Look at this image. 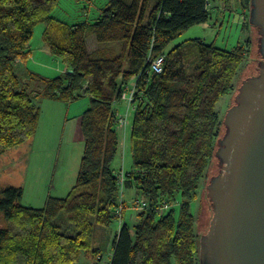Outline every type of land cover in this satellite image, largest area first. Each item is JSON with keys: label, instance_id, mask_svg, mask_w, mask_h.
I'll return each instance as SVG.
<instances>
[{"label": "trees", "instance_id": "obj_1", "mask_svg": "<svg viewBox=\"0 0 264 264\" xmlns=\"http://www.w3.org/2000/svg\"><path fill=\"white\" fill-rule=\"evenodd\" d=\"M59 4L0 0V157L36 135L37 97L65 103L90 99L80 119L85 146L71 194L49 197L36 209L21 204L22 188L0 190L6 224L0 228V264H78L87 255L95 264L104 260L106 248L95 245V235L97 227L111 229L123 205L114 170L118 106L134 80L133 170L127 187L135 186L149 207L137 224L121 227L110 264H197L192 203L225 127L217 105L234 91L251 41L231 51L201 39L171 46L210 20L209 0H107L96 20L72 27L54 18ZM41 24L45 43L67 72L54 78L32 75L44 84L43 92L32 94L21 89L16 65L28 59ZM89 37L98 44L94 51ZM161 56L163 71L156 73L151 65ZM164 205L169 208L160 213Z\"/></svg>", "mask_w": 264, "mask_h": 264}, {"label": "rangeland", "instance_id": "obj_2", "mask_svg": "<svg viewBox=\"0 0 264 264\" xmlns=\"http://www.w3.org/2000/svg\"><path fill=\"white\" fill-rule=\"evenodd\" d=\"M96 1L100 2L101 0ZM249 6L250 4L247 0H215L211 5L212 18L206 24L187 30L171 45L174 46L184 41L201 39L206 44L213 43L221 49L231 51L239 44H249L251 41V53L238 72L234 81V91L230 95L223 97L217 105V111L223 121L227 111L234 104V97L238 92L240 80L250 62L262 60V58H252L255 52V45L253 25L249 21ZM53 16L55 19L72 27L80 23L91 22L89 19L98 17V12L96 10L93 12L88 0H60V4ZM45 29L46 25L44 24L35 28L34 37L29 44V48L31 47L37 51L36 49L40 46H44L43 33ZM97 47L98 44L95 38L89 37V50L94 51ZM24 66V64L16 65L21 89H27L32 94L43 92L44 84L40 79L32 78L30 72ZM48 66L52 69L50 72L46 71V73H50L49 75L51 76H47L50 78L67 72L65 65L58 58H56L55 62H50ZM135 84L136 80L132 81L129 88H133ZM35 104L41 107V112L39 134L34 147L30 148L33 142L30 141L7 151L0 158V190L8 186L22 188L24 194L21 204L41 209L45 206L49 197L67 198L77 183L85 146L80 130V119L84 111L89 108L90 99L89 97H83L67 104L37 97ZM134 108V105L130 106L126 101H123L118 106L119 116L122 115L125 121H130L129 127L126 126L122 131L119 129L120 149L118 158L114 163L116 168L115 175H121L122 180H124L123 183L122 181L120 183L123 218L121 220L117 218L111 225V229L97 227L95 245H104L106 248V255L100 264L111 263L114 241L121 227L125 222H129L131 225L137 224L138 215L142 211L140 206L143 202H146L140 198L135 186L131 187L132 190L127 187L129 175L133 170L130 145L135 115ZM214 159L210 161L206 175L199 185L198 197L192 203L199 246L202 231L207 230L212 218L206 184L214 172ZM175 206L178 207L179 203L175 204ZM5 226L3 216L0 214V228H5ZM78 264H95V261L91 255H87L83 256ZM173 264H176V262ZM197 264H200V257L197 260Z\"/></svg>", "mask_w": 264, "mask_h": 264}, {"label": "water", "instance_id": "obj_3", "mask_svg": "<svg viewBox=\"0 0 264 264\" xmlns=\"http://www.w3.org/2000/svg\"><path fill=\"white\" fill-rule=\"evenodd\" d=\"M255 52L224 119L206 184L200 264H264V0H250Z\"/></svg>", "mask_w": 264, "mask_h": 264}, {"label": "crops", "instance_id": "obj_4", "mask_svg": "<svg viewBox=\"0 0 264 264\" xmlns=\"http://www.w3.org/2000/svg\"><path fill=\"white\" fill-rule=\"evenodd\" d=\"M88 1L90 2V6H91L93 12H94V10H96V12H98V17H99L100 14H101V10L107 4V0H101L100 2H98L96 0H88ZM214 2H215V0H209L208 10L210 12V19L212 18L211 5ZM98 17H95V19H91L89 17L90 18L89 20H96ZM36 50L37 51H35L33 48L30 47L31 53H30L28 59H26L25 62L19 63V65H23L24 64L25 65L24 66L25 69H27V71L30 72L31 77H32V75H36V76L50 78V77H47V76H51V75H49L50 73H46V71L50 72L52 70L48 65H49L50 62L51 63L55 62L56 61V57L51 53V51H50V49H49V47L47 46L46 43L44 44V46H40ZM55 101H57V100H55ZM59 102H61V101H58V103ZM38 107L41 110V107L40 106H38ZM39 125H40V120H39ZM38 134H39V126H38V131H37L36 135L31 140L28 141V142L33 141L32 144H31V146H30V148L34 147V143L36 142V138H37ZM117 158H118V156H117ZM117 158H116V160H117ZM115 169L116 168L114 167V170ZM113 253H114V251H113ZM113 253H112V257H113Z\"/></svg>", "mask_w": 264, "mask_h": 264}, {"label": "built area", "instance_id": "obj_5", "mask_svg": "<svg viewBox=\"0 0 264 264\" xmlns=\"http://www.w3.org/2000/svg\"><path fill=\"white\" fill-rule=\"evenodd\" d=\"M164 59L165 58L163 56H161L159 58H156L152 62L151 68L154 72L161 73L163 71ZM122 100L126 101L130 106L135 105V103H136V88H135V86L133 88L128 87L126 89V91L123 93ZM126 126L127 127L130 126V121H127V120L125 121L123 116L120 115L119 116V129L122 131V129L125 128ZM117 177L119 179V184L121 183V181H122V183L124 182V180H122V178H121V175L117 176ZM148 207H149L148 203L143 202L140 206V210H142V211L147 210ZM168 208H169L168 205H164L163 207H161L158 210L160 211V213H163ZM117 218H119L120 220L123 218V208L122 207L117 212Z\"/></svg>", "mask_w": 264, "mask_h": 264}, {"label": "flooded vegetation", "instance_id": "obj_6", "mask_svg": "<svg viewBox=\"0 0 264 264\" xmlns=\"http://www.w3.org/2000/svg\"><path fill=\"white\" fill-rule=\"evenodd\" d=\"M262 61V60H261Z\"/></svg>", "mask_w": 264, "mask_h": 264}]
</instances>
